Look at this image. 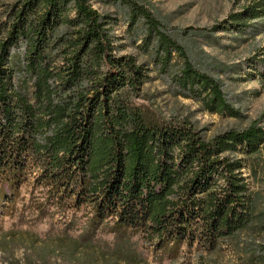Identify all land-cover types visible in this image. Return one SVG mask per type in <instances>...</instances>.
<instances>
[{
  "label": "trees",
  "instance_id": "1",
  "mask_svg": "<svg viewBox=\"0 0 264 264\" xmlns=\"http://www.w3.org/2000/svg\"><path fill=\"white\" fill-rule=\"evenodd\" d=\"M92 1L8 0L0 12V219L29 186L22 215L63 224L62 236L44 242L0 232L7 264H142L144 252L158 264H192V254L195 264H217L212 256L243 233L264 236V211L244 176L264 128L207 136L187 117L166 120L135 104L157 73L169 94L240 118L220 78L226 70L198 43L218 29L264 34V0L209 32L175 29L139 0H94L122 6L128 27L139 25L144 62L119 54L112 16ZM258 63L264 71V56ZM103 231L114 240L96 248Z\"/></svg>",
  "mask_w": 264,
  "mask_h": 264
},
{
  "label": "rangeland",
  "instance_id": "2",
  "mask_svg": "<svg viewBox=\"0 0 264 264\" xmlns=\"http://www.w3.org/2000/svg\"><path fill=\"white\" fill-rule=\"evenodd\" d=\"M148 8L155 11L161 18H167L170 26L180 30H202L209 32L214 26H221L233 12H239L253 0H139ZM8 0H0V12L5 9ZM93 7L102 14H110L115 22L113 35L120 55L132 54L140 62L148 61L142 46V29L139 25L134 28L127 25L126 15L122 6H102L92 1ZM0 20L2 17L0 15ZM136 42L133 43V38ZM198 43L203 52L207 53L213 61L226 70L220 75L225 83V90L230 101L239 109L241 117L228 118L225 115H210L201 110L200 106L190 100L175 97L168 93L165 81L153 73L154 80L143 87V97L135 100V104L143 108L148 114L159 118L170 119L173 116L187 117L207 136H212L225 130H243L252 123L264 128V71L258 61L264 56V34L254 31L252 25L242 32L218 29L211 39H200ZM249 165L252 169L249 170ZM244 176L247 178L249 188L258 198L256 211H264V147L260 154L251 161L246 162ZM29 186L20 190L15 209L0 219V232H29L32 237L15 236V242H31V238H39L42 242L63 235V224H57V217L35 220L29 214L22 215L23 206L29 200ZM82 213L78 214L81 217ZM84 220V219H83ZM82 231L69 230L68 237L77 238ZM114 240L113 235L105 231L99 233L93 242L97 248H102ZM133 241H137L135 238ZM42 242L38 245L41 246ZM50 243V241L48 242ZM2 248H7L2 245ZM141 243L137 250L141 251ZM24 249L14 253L15 260H21ZM147 260L142 264H158L153 260V253L144 252ZM196 255H188V260L195 264ZM217 264H263L264 262V236L258 235L251 229L243 233L229 245H223L221 252L212 256ZM10 263L0 250V264ZM48 264H67V260L52 259ZM162 264H170L164 261ZM185 264V263H183Z\"/></svg>",
  "mask_w": 264,
  "mask_h": 264
}]
</instances>
